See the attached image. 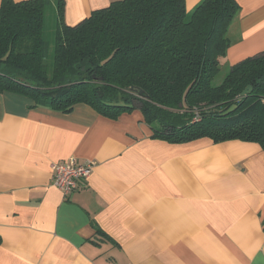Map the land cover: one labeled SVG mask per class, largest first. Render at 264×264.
Listing matches in <instances>:
<instances>
[{
  "label": "crops",
  "instance_id": "1",
  "mask_svg": "<svg viewBox=\"0 0 264 264\" xmlns=\"http://www.w3.org/2000/svg\"><path fill=\"white\" fill-rule=\"evenodd\" d=\"M112 1L63 0V21ZM236 2L229 65L264 50V0ZM71 157L95 164L63 198L51 164ZM0 237V264H264V151L153 138L139 109L110 119L0 92Z\"/></svg>",
  "mask_w": 264,
  "mask_h": 264
},
{
  "label": "trees",
  "instance_id": "2",
  "mask_svg": "<svg viewBox=\"0 0 264 264\" xmlns=\"http://www.w3.org/2000/svg\"><path fill=\"white\" fill-rule=\"evenodd\" d=\"M239 9L236 0H200L190 11L185 0H114L71 26L63 0H1L0 92L63 113L85 103L110 119L139 109L153 138L239 139L264 151V50L222 62Z\"/></svg>",
  "mask_w": 264,
  "mask_h": 264
},
{
  "label": "built area",
  "instance_id": "3",
  "mask_svg": "<svg viewBox=\"0 0 264 264\" xmlns=\"http://www.w3.org/2000/svg\"><path fill=\"white\" fill-rule=\"evenodd\" d=\"M94 164L95 162L92 160L78 161L73 157L64 161L53 162L51 164L52 185L65 198L83 186L82 184L90 176Z\"/></svg>",
  "mask_w": 264,
  "mask_h": 264
},
{
  "label": "rangeland",
  "instance_id": "4",
  "mask_svg": "<svg viewBox=\"0 0 264 264\" xmlns=\"http://www.w3.org/2000/svg\"><path fill=\"white\" fill-rule=\"evenodd\" d=\"M57 27V15H56V7L55 5H48L45 11V25H44V36L45 39L52 44V40L54 37V33ZM226 70L225 67L221 69L218 75L215 77L213 83H219L220 80L225 75Z\"/></svg>",
  "mask_w": 264,
  "mask_h": 264
},
{
  "label": "water",
  "instance_id": "5",
  "mask_svg": "<svg viewBox=\"0 0 264 264\" xmlns=\"http://www.w3.org/2000/svg\"><path fill=\"white\" fill-rule=\"evenodd\" d=\"M99 79H100V78H99ZM249 89H251L250 86H247V87L242 91V94H245ZM139 92H141V91H139Z\"/></svg>",
  "mask_w": 264,
  "mask_h": 264
}]
</instances>
